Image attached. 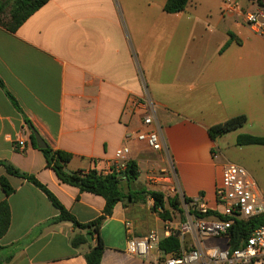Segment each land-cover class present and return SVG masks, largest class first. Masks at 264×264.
I'll list each match as a JSON object with an SVG mask.
<instances>
[{
    "label": "crops",
    "instance_id": "1",
    "mask_svg": "<svg viewBox=\"0 0 264 264\" xmlns=\"http://www.w3.org/2000/svg\"><path fill=\"white\" fill-rule=\"evenodd\" d=\"M166 1L50 0L16 32L0 24V161L34 176L79 223L88 224L103 215L105 200L60 181L34 146L30 124L53 150L73 156L67 168L72 173L96 169L106 175L116 150H131L139 180L129 186L122 176L126 198L99 231L101 264H163L167 256L159 244L147 257L126 250L127 222L135 238L157 233L160 242L168 238L167 228L182 224L172 210L164 221L142 190L167 198L177 186L182 196L215 207L230 163L217 157L219 138L212 140L209 129L244 115L247 123L235 131H264V37L239 14H223L229 0H190L180 14L166 13ZM234 1L245 12L264 3ZM145 86L157 106L175 179L151 181L167 162L136 139L147 129L130 100L142 96ZM18 140L26 142L23 150ZM4 176L15 191L6 197L0 185V203L7 200L11 210L0 264H87L91 244L72 245L87 233L70 222L56 223L59 211L39 188L0 167ZM208 244L202 243L213 246ZM197 245L187 236L183 249Z\"/></svg>",
    "mask_w": 264,
    "mask_h": 264
},
{
    "label": "built area",
    "instance_id": "2",
    "mask_svg": "<svg viewBox=\"0 0 264 264\" xmlns=\"http://www.w3.org/2000/svg\"><path fill=\"white\" fill-rule=\"evenodd\" d=\"M224 15L239 14L245 23L258 35L264 37V5H259L255 11L245 12L238 2L229 0L224 3ZM130 107L141 114V124L146 132L137 134L136 139L145 143L152 151L161 153L167 162V167L161 168L151 177V181L175 179L174 165L169 154V147L163 128L157 119V106L152 100L147 87L142 96L130 100ZM133 135L125 140L131 141ZM26 142L18 140L16 146L23 150ZM131 150L127 145L118 148L113 158V168L116 173L123 174L131 162ZM177 180V179H176ZM172 197L183 199L176 186L171 188ZM186 210V221L177 229L167 228V237L180 234L185 242L191 236L197 246L183 249L179 257H167L163 264H264V223L256 228L243 245L233 250L229 245L231 219L249 220L264 217V197L251 175L241 166L229 164L224 168L221 185L216 191L215 207H210L202 198H194L190 204L183 203ZM216 213V214H211ZM220 216V217H219ZM132 223H126V250L130 255L147 257L150 251L159 244L160 237L151 233L144 238H135L131 231ZM221 239L222 246L204 247L203 241Z\"/></svg>",
    "mask_w": 264,
    "mask_h": 264
},
{
    "label": "trees",
    "instance_id": "3",
    "mask_svg": "<svg viewBox=\"0 0 264 264\" xmlns=\"http://www.w3.org/2000/svg\"><path fill=\"white\" fill-rule=\"evenodd\" d=\"M49 1L50 0H0V24L4 25L9 31L16 32L32 15L44 7ZM189 2L190 0H167L164 6V11L168 14L183 13L188 8ZM259 4L264 5L263 2H259ZM4 17L6 20H3ZM234 39L235 37L231 35V40ZM227 46H229V43ZM0 86L3 87L1 80ZM11 99L15 102L13 98ZM246 123L247 117L244 115L231 118L224 123L211 127L209 129L210 137L212 140H216L219 137H223L232 131L244 127ZM30 127L33 129L31 124ZM32 139L34 146L37 147L34 137H32ZM237 144L239 146H264V137L241 135L237 139ZM41 151L47 160L48 167L55 172L60 181L64 184L78 188L81 193L100 196L105 200L106 206L104 213L100 218L88 224L79 223L75 217L65 209L58 199L34 176L20 172L13 165L5 161H0V167H4L7 176L21 178L44 192L54 207L59 211V217L55 220L56 223L70 222L75 228L83 230L87 234L93 235V237H97L96 245L91 247L89 253L86 254V260L87 264H101L104 244L99 239V231L105 220L112 215L116 205L126 198L122 188V176H125L126 182L129 186H132L138 179L139 171L137 165L130 162L127 170L123 174L116 173L114 168H112V171L106 175L96 169L90 171H77L73 172L72 175H69L65 170L68 168V164L72 160L73 156L71 154L61 150H53L49 146ZM0 185L5 192L6 197H9L15 191L6 176L0 178ZM142 193L154 201L153 211L159 213L164 221L171 220L170 210L184 213L180 207L183 203L190 204L192 202V198L186 196H183V199L178 196L167 199L163 193L157 191L143 189ZM130 197H132V195ZM133 199L134 198H132V200ZM231 221L233 222L230 231L229 245L233 250H236L247 241L256 228L264 223V217L249 220L233 218ZM10 225L11 210L8 201L4 200L0 203V240L7 234ZM87 243L88 240L86 236L82 234L77 235L72 240V245L75 248ZM183 248V242L177 234L171 235L159 243L160 251L167 257H179Z\"/></svg>",
    "mask_w": 264,
    "mask_h": 264
},
{
    "label": "rangeland",
    "instance_id": "4",
    "mask_svg": "<svg viewBox=\"0 0 264 264\" xmlns=\"http://www.w3.org/2000/svg\"><path fill=\"white\" fill-rule=\"evenodd\" d=\"M3 20H6V18L4 17ZM241 135L264 137V131H232L223 137H219L216 147L217 157L221 159V157L224 156L228 163L246 169L257 183L259 190L264 197V146H239L237 144V139ZM137 180H139V177ZM167 198H172V196L167 195ZM180 208L184 213L176 211L174 213L176 215L175 219L184 223L186 221V210L188 208L184 205ZM208 243V245L222 246L225 241L221 239H210L208 240Z\"/></svg>",
    "mask_w": 264,
    "mask_h": 264
},
{
    "label": "water",
    "instance_id": "5",
    "mask_svg": "<svg viewBox=\"0 0 264 264\" xmlns=\"http://www.w3.org/2000/svg\"><path fill=\"white\" fill-rule=\"evenodd\" d=\"M3 1H8V0H3ZM32 131H33V137H34V140H35V143H36L37 147L39 149H41V150L46 149L48 147V145L46 144V142L44 141V139L40 136V134L36 130L32 129ZM65 172L67 174H69V175H72L73 174L68 169H66ZM177 236H180V234L177 233ZM86 238H87L88 242L91 244V246L94 247V237H93V235L87 234L86 235Z\"/></svg>",
    "mask_w": 264,
    "mask_h": 264
}]
</instances>
